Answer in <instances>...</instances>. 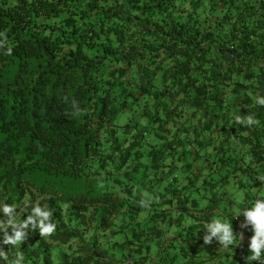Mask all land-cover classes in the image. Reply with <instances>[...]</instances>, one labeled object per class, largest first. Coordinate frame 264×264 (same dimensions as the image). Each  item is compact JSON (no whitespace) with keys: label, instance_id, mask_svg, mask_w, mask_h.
<instances>
[{"label":"trees","instance_id":"trees-1","mask_svg":"<svg viewBox=\"0 0 264 264\" xmlns=\"http://www.w3.org/2000/svg\"><path fill=\"white\" fill-rule=\"evenodd\" d=\"M0 31V204L22 220L39 201L56 224L9 261L245 264L233 216L264 198V0H0ZM214 218L240 246L204 244Z\"/></svg>","mask_w":264,"mask_h":264},{"label":"clouds","instance_id":"clouds-1","mask_svg":"<svg viewBox=\"0 0 264 264\" xmlns=\"http://www.w3.org/2000/svg\"><path fill=\"white\" fill-rule=\"evenodd\" d=\"M12 54L13 47L9 44L7 33L0 31V55L11 56ZM255 103L264 107V96L257 95ZM71 109L74 116H79L82 112L79 103L75 100L71 103ZM235 121L236 124L248 128L258 125V121L252 114H248L246 117L237 115ZM258 179L264 183V176H259ZM150 204V200L142 199L140 201L141 207H149ZM26 208H30V213L26 218L20 220L17 218L15 205L0 204V264H23L24 256L19 250L11 261H9L8 251L13 248L19 249L28 240L30 233L38 232L42 238H48L56 231V224L52 220L53 212L50 209L42 206L39 201L29 202ZM241 215L244 220L240 227L243 230L251 229L253 233L249 243L241 238L248 245L250 252V255L244 257L245 264H252L253 261L264 264V198H257L250 207L243 208L233 218H239ZM203 229L205 230L203 236L205 245H211L216 241L221 246L220 248L225 250L230 246H240L236 245V232L232 221L214 218L207 222ZM241 235L240 233V237ZM4 246H8L7 251Z\"/></svg>","mask_w":264,"mask_h":264},{"label":"built area","instance_id":"built-area-1","mask_svg":"<svg viewBox=\"0 0 264 264\" xmlns=\"http://www.w3.org/2000/svg\"><path fill=\"white\" fill-rule=\"evenodd\" d=\"M241 238L246 242L249 243L251 236L253 235L251 229H244L241 232Z\"/></svg>","mask_w":264,"mask_h":264}]
</instances>
